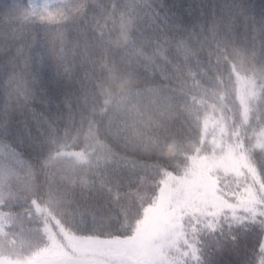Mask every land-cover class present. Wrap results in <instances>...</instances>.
Returning a JSON list of instances; mask_svg holds the SVG:
<instances>
[{
  "label": "trees",
  "instance_id": "trees-1",
  "mask_svg": "<svg viewBox=\"0 0 264 264\" xmlns=\"http://www.w3.org/2000/svg\"><path fill=\"white\" fill-rule=\"evenodd\" d=\"M235 137L252 173L215 170L149 264H264V0H0V264L137 246L168 178ZM93 142L114 160L68 168Z\"/></svg>",
  "mask_w": 264,
  "mask_h": 264
},
{
  "label": "rangeland",
  "instance_id": "rangeland-1",
  "mask_svg": "<svg viewBox=\"0 0 264 264\" xmlns=\"http://www.w3.org/2000/svg\"><path fill=\"white\" fill-rule=\"evenodd\" d=\"M50 0H30L31 5L35 8H44L49 4ZM249 80L244 76L239 75V81H246L242 84L241 89H249L250 95L253 92L254 81ZM250 82H253L251 85ZM239 96L241 93L239 90ZM205 128L208 132L215 131L214 124L210 120H206ZM232 143H221L222 147L218 152H213L210 155H195L191 158L188 166L181 172L180 175L170 176L168 178V189L173 185L168 196L163 200L160 206L151 214L149 223V234L145 241L137 246H105L100 245L96 257L90 259L92 264H149L151 258L149 252L155 253L148 244L151 240L158 242L162 247L169 246L178 236V221L179 212L182 206L195 194L198 189H208L214 191L217 189V182L212 176V172L216 169L228 171H237L241 166L252 173V166L244 155L242 150V140L234 138ZM114 160L112 154L100 143L93 142L87 151L81 155H73L69 157L67 163L68 168H81L83 171L91 165L111 163ZM3 217L0 216V224H3ZM155 242V243H156ZM90 246V245H89ZM50 248V247H49ZM98 248V247H97ZM60 254L62 249L57 248ZM109 255L111 259L105 256ZM59 258V257H58ZM54 256L51 260L58 259ZM125 260V261H124ZM48 259L42 261L46 262ZM40 262V263H42ZM9 264H32L31 258H19ZM39 264V263H34Z\"/></svg>",
  "mask_w": 264,
  "mask_h": 264
}]
</instances>
